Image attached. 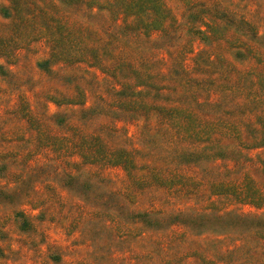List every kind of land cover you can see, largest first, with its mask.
Listing matches in <instances>:
<instances>
[{"label": "rangeland", "instance_id": "rangeland-1", "mask_svg": "<svg viewBox=\"0 0 264 264\" xmlns=\"http://www.w3.org/2000/svg\"><path fill=\"white\" fill-rule=\"evenodd\" d=\"M0 264H264V0H0Z\"/></svg>", "mask_w": 264, "mask_h": 264}, {"label": "trees", "instance_id": "trees-1", "mask_svg": "<svg viewBox=\"0 0 264 264\" xmlns=\"http://www.w3.org/2000/svg\"><path fill=\"white\" fill-rule=\"evenodd\" d=\"M184 102H187V100H185Z\"/></svg>", "mask_w": 264, "mask_h": 264}]
</instances>
